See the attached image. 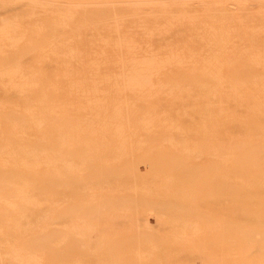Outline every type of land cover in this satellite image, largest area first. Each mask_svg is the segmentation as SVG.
Instances as JSON below:
<instances>
[{"label":"bare ground","instance_id":"1","mask_svg":"<svg viewBox=\"0 0 264 264\" xmlns=\"http://www.w3.org/2000/svg\"><path fill=\"white\" fill-rule=\"evenodd\" d=\"M195 260L264 264V0H0V264Z\"/></svg>","mask_w":264,"mask_h":264},{"label":"rangeland","instance_id":"2","mask_svg":"<svg viewBox=\"0 0 264 264\" xmlns=\"http://www.w3.org/2000/svg\"><path fill=\"white\" fill-rule=\"evenodd\" d=\"M148 220H149L151 225H154V223H153L154 222V218L153 217L148 216ZM90 237H91L92 241H94L95 237H96V234L95 233H91ZM195 264H200L199 260H195Z\"/></svg>","mask_w":264,"mask_h":264}]
</instances>
